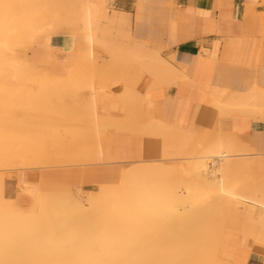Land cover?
<instances>
[{"label":"bare ground","instance_id":"obj_1","mask_svg":"<svg viewBox=\"0 0 264 264\" xmlns=\"http://www.w3.org/2000/svg\"><path fill=\"white\" fill-rule=\"evenodd\" d=\"M13 2L0 0V83L25 84V81L27 83L32 79L34 85L37 83L36 88L50 84L56 87L66 82H72L77 87L83 83L80 91L86 93L85 100H79L78 93L75 100L82 101L81 109L97 120L99 112L96 103L101 95L96 92L95 77H86L80 84L77 83V74L68 78L53 77L50 70L61 65L58 55H68V52L52 47L51 39L58 34H71L75 42L72 47L74 57L68 60L70 65L75 62L78 66L79 56L85 59L86 64L94 66L97 64V47L106 41V38L104 41L98 37V32L106 33L108 37L114 24L125 22L113 16L109 18L104 11L100 12L105 3L93 0H46L48 4H44L42 10L26 16L18 12L15 8L17 4ZM27 13L30 14V11ZM102 18L108 20L106 24L109 23L110 27H100L99 20ZM33 44H36V48L28 59L26 52ZM142 50L141 46L135 44L128 50L133 58H128L126 53L131 67L144 73L147 84L152 83L144 87L143 101L149 110L140 118V123L160 137L174 133L183 136L185 150L179 153V157H182L175 158L180 163L172 162L174 157H168L169 151L162 159L164 163L142 161L126 164L119 186L103 183L100 191L86 193L88 197H84V192L78 188L79 196L76 199L65 197L67 193L57 186L42 182L32 184L24 180L17 187L20 185L19 193L25 197L22 199L20 194L11 195L2 180L4 178L0 176V264H143L148 256L146 247H143L147 242L145 233L174 235L173 244L165 255L162 254L163 258L160 257L162 264H219L198 245L196 236L199 233L208 230L215 240L209 254L218 251L222 240L227 238L224 235L227 231L264 238V176L261 177L252 166L253 161L245 153V143L232 132H223V127L219 125L205 133L181 129L175 131L171 125L154 119L150 110L154 104V84L171 79L177 75V71L160 58H141ZM46 51L50 54L45 55ZM42 57L47 59L46 66L41 63ZM32 71L37 72L33 78L21 75ZM132 81L129 77L128 83H136ZM134 91L129 86L120 93L127 104L136 96ZM138 95L141 96L139 92ZM211 96L216 103L222 102L225 97L231 102L235 101L236 104L231 103L227 110L236 107L242 112L264 115L262 90L244 95L222 92L216 87ZM44 97L42 93L39 95L41 102L45 101ZM39 102L38 106L42 107L43 104ZM43 107L37 111L34 108V114L58 119L63 115L74 118L81 113H75L79 110L75 109V114L71 110L70 115L63 109L65 113L61 115L54 109L47 111L48 104L44 103ZM57 109H61V106ZM221 113L223 115L224 112ZM104 116H100L101 120L104 118L107 121ZM111 120L115 124L114 129L122 126V122ZM94 125L98 127L96 134L75 131L68 138L63 137V148L51 147L47 152L46 149L42 152L37 150L42 154L46 152L43 154L44 166L67 167L101 161L105 150L101 148L99 123L94 122ZM7 147V150L0 149V170L25 166L27 159L15 158V150Z\"/></svg>","mask_w":264,"mask_h":264},{"label":"crops","instance_id":"obj_2","mask_svg":"<svg viewBox=\"0 0 264 264\" xmlns=\"http://www.w3.org/2000/svg\"><path fill=\"white\" fill-rule=\"evenodd\" d=\"M93 1L110 2L112 11L108 17L125 22L114 24L115 27H112L119 34L115 38L120 37L125 43L123 51L125 50V54L128 52V58H133L129 54V47L137 44L143 49L141 58L157 57L176 69L177 75L155 84L154 104L150 108L153 111L152 117L171 125L175 131L181 129L205 133L213 130L216 125L223 127V132H232L245 143V153L253 161L254 169L263 177L264 115L242 112L236 107L234 110H227L231 103L236 102H231L224 96L222 102L216 103L211 92L216 87L222 92L244 95L257 90L264 91V0ZM107 25L109 26V23ZM74 42V36L71 34L64 33L52 37V47L68 52V55H58L61 65L52 69L54 76L68 78L85 69L83 66L76 68L68 61L74 57ZM49 54V51H46L45 55ZM136 69L131 66L118 68L115 73L118 75L115 77L117 81L105 78L100 82L96 80V92L101 95L96 103L99 121L86 113L74 116H79L77 119L82 121L79 132L96 134L98 127L94 122L99 123L101 148L105 150L104 158L87 166L44 169L28 174L26 181L32 184L42 182L59 188L81 187L84 193V190L91 193L94 191L90 190L103 183L120 180L126 164L155 161L150 158L153 154L162 153L161 139L179 137L175 133L160 137L161 135L153 134L140 122L137 126L140 133L117 132L110 128L113 126L111 118L123 123L131 108L135 110L137 107L139 118L149 110L143 101L144 73ZM111 70H106V73L110 74ZM95 71H98L94 72L96 74L104 73L102 69ZM131 75L143 76V79L138 78L137 83L130 84L128 76ZM129 86L141 94L138 95L137 104L132 106L123 104L119 99L124 101L123 94L120 93ZM121 107L126 111L120 110ZM221 112H224L223 115ZM99 114L105 115L107 121L104 118L101 120ZM64 118L70 120L71 117ZM180 137L183 142L182 150H185L184 138ZM164 151L165 155L171 152ZM69 188L61 190L67 193L64 194L65 197L72 196L68 192ZM242 236L246 235L234 234L222 242L221 251L227 255V259L233 260L235 264H264V238Z\"/></svg>","mask_w":264,"mask_h":264},{"label":"rangeland","instance_id":"obj_3","mask_svg":"<svg viewBox=\"0 0 264 264\" xmlns=\"http://www.w3.org/2000/svg\"><path fill=\"white\" fill-rule=\"evenodd\" d=\"M22 1H24V3ZM42 1L43 2L41 3L40 0L39 1L38 0H17V2H16V0H14L15 3L13 2V4L14 5L17 4L16 6H18V7L15 6V8H17L18 12L21 15L23 14V16H26V14L27 15L36 14V12L38 10L43 9V7L45 6L44 4H46V5L48 4V3H46V0L45 1L42 0ZM109 3L110 2H108V5H106L107 3H105L103 5V9H101L100 12L104 11L105 13L109 14V12L112 11V6H109ZM14 5H13V7H14ZM29 11H30V14L27 13ZM24 13H25V15H24ZM102 19L99 20V24H101L100 27H103L104 25L106 26V22H108L107 19H103L104 21ZM129 29H130V27H129ZM112 30H113V28L111 27V30L108 33V37L106 36L107 35L106 33L103 34L102 32H100V33L98 32V37L104 41L106 38V41L103 45L101 44L103 42H100L101 45L99 47H97V57H96V59H97L96 63L97 64H95L94 66L90 65V64H86L85 59L83 57H79V62H78L79 65L78 66H83L85 69L81 73L78 74L79 75L78 76L79 82H77L78 84L82 83L84 78H86V77H95V80H97L99 82L102 78L113 81V79L116 80L115 77L118 76L117 74H115L117 72L118 68L126 67V66H132L130 63V60L128 58H126V54L123 51V47L121 46V44L123 43L122 39L120 37L115 38L119 34L117 33V31H114V30L112 32ZM80 43H82V42H80ZM82 44H85V43H82ZM123 44H125V43H123ZM35 48H36V44H33L27 50L26 57L28 59L33 54V51ZM46 60H47L46 58L42 57V59H41L42 65L46 64ZM121 61H123V62H121ZM74 65L77 68V64H74ZM44 66H46V65H44ZM96 67H98V69H102V71L104 70L103 72L105 74L104 73H102V74L94 73V72H98V71H95V70H97ZM109 69L110 70L113 69V71L111 70V71H109L110 74H107L106 70H109ZM35 74H37V72L32 71V72H27V73L21 74V75L29 76V77L33 78L32 76H36ZM50 74H52V70H50ZM52 76H54V75L52 74ZM128 77H131V79H133L132 83H134L135 81H136V83L138 82V78H139L138 76L131 75ZM140 78H141V76H140ZM141 79H143V77ZM30 81H31V83H29ZM33 82L31 79V80H28L27 83L25 81V84H24V82H23V84H12V83L6 84L5 82L0 83V147H1L0 149L1 150H7L8 149L7 146H9V149L15 150V153L17 154V155L15 154V156H16L15 158H17V159H19V158L25 159L26 158L27 159L25 161L26 162L25 166L15 167L14 170L8 169L9 171L6 169H5L6 171L1 169L2 171L0 170V176H2V178H4V179H2V178L1 179L6 183V188L11 193V195L17 194V196H18V194H20L22 199H24L25 197L23 194L19 193L21 191L20 185L22 183L21 182L22 180L26 181V177L28 176V174H34V173H37L41 170L49 169V168L66 167V166H61V167L53 166L52 167L49 165L44 166V164H43L44 160H45V158H44L45 156L43 154H45L48 151V149H50L51 147H55L58 149L63 148V147H61V146H63V143H64L63 137L66 139V138H68V136L75 133L76 130L79 131L81 129V128L79 129V127H80V125H82V124H80V123H82V121H79V119H77L79 116L77 118L74 117V118H70V120H68V119L65 120L63 114L65 112H69L71 115V110H72L73 114L78 113L79 111L81 113H85L83 111V109H81L82 108V104H81L82 101H79V100H85V94H86V93H84V95H82V93L80 91L82 89L81 85L76 87L74 84H72V82H66V84H63V85L61 84V86L55 87L54 85L50 84L47 86H43V87L39 86L38 88H36L37 83H35V85H34ZM157 83H159V82H157ZM148 84L152 85V83H149V82H148ZM148 84L144 80V86H148ZM41 93L43 96H45L44 100L47 102H45V101L41 102L42 101L41 98L39 99V95H41ZM76 93H78V95L79 94L80 95L78 96ZM134 93L136 96H134L133 101L130 103L131 106L133 104H137L138 99H139V96H137L138 92L134 91ZM75 94H76V96H74ZM77 96L79 97L78 101L75 100V98ZM70 97H71V99H70ZM119 99L123 102V104L127 105V103L125 101H123L121 98H119ZM39 101L41 102V105L42 104L44 105V103H45V105L48 104L47 111H54V110L59 111V113L61 112L60 114L63 115V117L59 116L57 119L55 117L51 118V117L45 116V115H36L37 113L34 114V111H33L34 108H36L35 110L37 111V109L39 110V108L43 107V105H42V107L38 106ZM53 101L54 102L56 101L55 104H52V103H54ZM76 103H77V105H76ZM49 104H50V107H49ZM57 104L59 106H57ZM51 105H52V107H51ZM126 105H125V107H126ZM60 106H61L62 110L57 109ZM63 109H65L66 111L64 112ZM75 109H79V110L76 111ZM73 110H75L76 112L74 113ZM120 110L126 111V109L124 107H121ZM129 112H130V114L128 113L129 115H128V117H126L127 119L124 121L126 124L124 122H123L124 124L121 123L122 126L124 125L123 130H122V126H118V122L120 123L121 121L117 120V119H116V121H118L117 126L119 128L115 127V129H114V127L112 126L113 130H116L117 132L118 131L119 132H126L127 131L130 133H133V132L137 133V131H138L140 133V131L137 129V126L140 122L141 116H140V118L138 117L137 107L135 108V110H132V108H131ZM131 112L134 116L137 115V117L136 116L134 117L133 115H131ZM81 113H79V114H81ZM129 118H131V119H129ZM137 118H138V120H137ZM129 120H131V121L129 122ZM116 121H115V123H116ZM112 125H115V124H112ZM131 125L133 126L132 128H131ZM112 127H110V128L112 129ZM143 134H145V133H143ZM201 139H203V138H201ZM43 140H44V142H43ZM161 140H162L161 141V150H163L162 153H159L157 155L153 154V156L150 158V160L163 162L162 159H164L166 157V155L164 154L165 153L164 150H171L170 155L168 157H170V158L174 157L173 159L175 161L172 160V162L174 164H176L178 162L180 163V161H178L176 159L179 157V153L182 150V146H183L182 138L179 136V137H174V138H169V139L166 138V139H161ZM38 141H40V142H38ZM60 141H61V143H60ZM158 141H159V139H158ZM53 142H55V144L58 143V145L56 144V146H55V144ZM41 145H42V147H41ZM95 146H96V144H95ZM43 147H44V149H43ZM45 149H46L45 153H43V154L39 153V152L44 151ZM25 150H27V151L28 150H34V151L33 152L28 151L27 152ZM37 150H39V152ZM65 151H67V150H65ZM34 153L41 154L42 156L38 155L39 156L38 157L37 154L35 155ZM180 157H182V156H180ZM33 164H35V165H33ZM79 165H82V166L86 165L87 166L89 164L81 163V164L70 165L67 167L79 166ZM120 183H121L120 180L114 179L113 181L109 182V185L114 184L115 186H119ZM18 184H20L19 188H17ZM60 188H61V190H63V189H67L69 187L65 186V187H60ZM78 188H81V187H77V189ZM77 189L75 187V188H71L70 191H68L69 194L72 195V196H70L71 199L78 198L77 196H79V195L77 193L78 192ZM84 191H85V193H83L84 197H88L89 194H86L88 191L87 190H84ZM90 191L98 192V191H100V186L93 189V190H90ZM234 234H237V233L227 231V232H225L224 235H227V238H229V237H232ZM150 235L151 234L148 235L146 233L144 235V237H146V239H147V242L145 245L143 244V247L144 246L146 247V250H145V248H144V250L148 253V256L144 260L143 264H162V262H163L162 254L165 255V253L167 252L166 250L171 246V244H173V241L175 240L173 238L174 235L170 234V235H172V236H170V235L166 234L168 236H165L164 234H156V233H155V235L154 234H152L151 236ZM196 237H197L198 245L202 247L203 252L207 253V256L209 255V256H211L212 259L218 260L219 264H231V263L235 264V262L233 260H228L227 255L223 251H221V245H222V242L224 240H222L221 245L219 244L220 248L218 249V251H214L213 254L210 252V254H209L210 248H212L214 246V243H215V240L212 238L211 233L208 232V230L203 231L202 233H199ZM242 238H246V236H242ZM148 240H149L150 245H148L149 244ZM160 257H162V258H160ZM161 260H162V262H161Z\"/></svg>","mask_w":264,"mask_h":264}]
</instances>
